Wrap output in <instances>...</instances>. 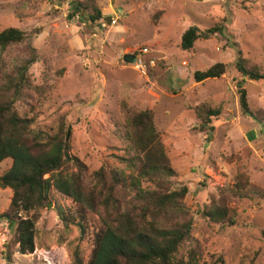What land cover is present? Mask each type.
Masks as SVG:
<instances>
[{
    "label": "rangeland",
    "instance_id": "obj_1",
    "mask_svg": "<svg viewBox=\"0 0 264 264\" xmlns=\"http://www.w3.org/2000/svg\"><path fill=\"white\" fill-rule=\"evenodd\" d=\"M75 1L84 0H0V32H25L38 55L29 69L30 82L39 89L34 111L28 106L18 111L34 114L35 124L48 131L65 116L71 154L84 165L82 180L88 187L101 165L120 167L112 156L123 148L118 137L125 119L121 103L132 112L152 111L176 173L171 188L188 189L183 203L193 219L192 240L175 258L186 260L196 248L199 261L264 264V200L234 201L233 226L215 225L201 214L217 198L218 188L230 186L239 173L264 191V123L241 114V77L233 66L239 50L248 66L264 74V0H95L103 19L94 24L84 11L67 18ZM221 20L225 37L198 40L189 52L180 49L188 28L204 31ZM143 48L148 54L141 56ZM124 54L134 57L131 64L123 62ZM25 56L24 44L8 47L1 55L0 74L11 72ZM135 56L145 63L155 60L146 77L132 69ZM216 63L227 67L222 77L194 82L195 71ZM242 88L249 108L264 112V80H244ZM201 103L221 108L210 141L198 132L192 111ZM10 165L9 159L0 163V176ZM142 187L153 189L148 183ZM49 197L64 210L76 209L55 190ZM10 198L11 191L0 188V213ZM99 228V215L92 212L87 211L80 234L74 225L65 227L54 209L42 210L34 226V252L21 255L14 229L0 220V264H74V253L87 264L92 232Z\"/></svg>",
    "mask_w": 264,
    "mask_h": 264
},
{
    "label": "trees",
    "instance_id": "obj_2",
    "mask_svg": "<svg viewBox=\"0 0 264 264\" xmlns=\"http://www.w3.org/2000/svg\"><path fill=\"white\" fill-rule=\"evenodd\" d=\"M82 11L88 12L87 22L91 24L103 19L95 0L75 1L67 18L80 16ZM224 23L225 20H221L204 31L188 28L181 35L180 49L189 52L198 40L225 37ZM18 44H24L25 58L11 72L0 74V163L11 161L10 167L0 176V188L11 191L9 205L0 213V220L14 229L18 253L34 252L38 213L54 209L65 227L74 225L80 234L86 229L87 211L99 215L101 228L92 232L87 264L220 263V258L199 261L196 248L188 251L186 260L175 258L178 249L192 240L193 219L183 203L188 189L184 186L171 188L176 173L170 167L156 131L152 111L132 112L121 103L125 119L118 129V137L123 148L119 156H112L120 167L101 165L93 173L94 182L88 187L82 180L84 165L71 154V130L65 116L59 118L55 130L48 131L35 124L34 114L28 117L18 111L19 106H28L34 111V95L39 89L32 86L29 69L38 55L25 32L16 28L0 32V59L8 47ZM233 66L241 77L237 83L240 112L261 125L264 112L249 108L242 83L264 80V74L248 66L239 50ZM226 68L223 63L213 64L204 71H195L193 80L202 83L218 79L225 74ZM192 111L198 132L210 141L212 123L220 117L221 108L201 103ZM143 183L151 184L153 189L143 188ZM50 190L71 199L75 211L71 213L53 203ZM217 193V198L205 206L201 214L210 223L220 226L235 225L234 201L264 200V191L250 183L244 173L237 174L230 186L218 188ZM74 264H83L78 253H74Z\"/></svg>",
    "mask_w": 264,
    "mask_h": 264
},
{
    "label": "built area",
    "instance_id": "obj_3",
    "mask_svg": "<svg viewBox=\"0 0 264 264\" xmlns=\"http://www.w3.org/2000/svg\"><path fill=\"white\" fill-rule=\"evenodd\" d=\"M114 22H112L113 24ZM102 27H104L105 25H101ZM139 54L141 56L143 55H147L148 54V49L147 48H143L139 50ZM155 66V60L154 59H149L146 63L143 62L138 56H135V61L132 65V69L134 71H136L140 76L142 77H146L148 70L152 69Z\"/></svg>",
    "mask_w": 264,
    "mask_h": 264
},
{
    "label": "water",
    "instance_id": "obj_4",
    "mask_svg": "<svg viewBox=\"0 0 264 264\" xmlns=\"http://www.w3.org/2000/svg\"><path fill=\"white\" fill-rule=\"evenodd\" d=\"M134 60V57L130 54H124L123 55V62L126 64H131Z\"/></svg>",
    "mask_w": 264,
    "mask_h": 264
}]
</instances>
